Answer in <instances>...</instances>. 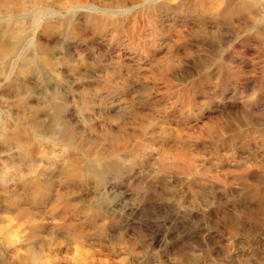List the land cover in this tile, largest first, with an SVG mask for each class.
Wrapping results in <instances>:
<instances>
[{
    "label": "rangeland",
    "instance_id": "obj_1",
    "mask_svg": "<svg viewBox=\"0 0 264 264\" xmlns=\"http://www.w3.org/2000/svg\"><path fill=\"white\" fill-rule=\"evenodd\" d=\"M0 264H264V0H0Z\"/></svg>",
    "mask_w": 264,
    "mask_h": 264
},
{
    "label": "bare ground",
    "instance_id": "obj_2",
    "mask_svg": "<svg viewBox=\"0 0 264 264\" xmlns=\"http://www.w3.org/2000/svg\"><path fill=\"white\" fill-rule=\"evenodd\" d=\"M65 11H66V10H65ZM24 16H25V15H24ZM23 31H24V30H23ZM18 38H19V37H18ZM24 62H25V66H24L23 69H24L25 72H28V71L30 70V66H31V65L29 66V64H28V63H30V62H29V59H27V60L24 61ZM55 113L57 114V116H56L57 119H60V109H59V108L56 109V112H55Z\"/></svg>",
    "mask_w": 264,
    "mask_h": 264
}]
</instances>
